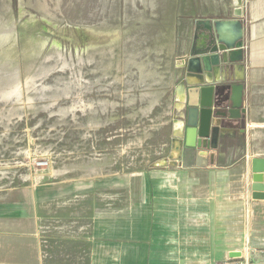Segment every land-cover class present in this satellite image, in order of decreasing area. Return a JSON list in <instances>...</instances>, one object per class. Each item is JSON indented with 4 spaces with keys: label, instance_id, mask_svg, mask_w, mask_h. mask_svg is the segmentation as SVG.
I'll return each instance as SVG.
<instances>
[{
    "label": "rangeland",
    "instance_id": "1",
    "mask_svg": "<svg viewBox=\"0 0 264 264\" xmlns=\"http://www.w3.org/2000/svg\"><path fill=\"white\" fill-rule=\"evenodd\" d=\"M260 1L0 0V264H87L98 230L116 231V210L128 222L157 176L179 168L177 90L188 88L198 21L240 9L246 29L264 19ZM246 124L225 145L241 170L225 264H254L264 246Z\"/></svg>",
    "mask_w": 264,
    "mask_h": 264
},
{
    "label": "crops",
    "instance_id": "2",
    "mask_svg": "<svg viewBox=\"0 0 264 264\" xmlns=\"http://www.w3.org/2000/svg\"><path fill=\"white\" fill-rule=\"evenodd\" d=\"M260 12L255 13L256 18ZM244 17L243 12L235 20ZM203 30L198 25V45L202 42ZM243 31L248 41L241 50L243 54L247 50V58L245 62L229 64L224 90L229 96V86L244 84L246 114L243 117L246 116L247 124L245 131L240 132L245 134V148L252 155L250 162L264 158V85L259 89L255 85L259 80L264 83V19L260 18ZM227 105L225 111L230 108ZM226 113L217 135V147L187 148L183 143L179 168L164 170L157 176L163 179L158 185L154 182V197L146 192V202L131 208L128 222L116 210V231L109 234L106 228H100L93 236L87 264H225L234 257L235 214L241 209L236 203V179L241 177V170L229 168L232 151L226 150L225 145L239 131L243 117L232 119ZM219 123L220 119L212 118V126ZM250 185L248 182L247 194L252 200ZM254 202L264 207V201ZM260 225L264 226V219ZM260 248L262 254L254 264H264V246Z\"/></svg>",
    "mask_w": 264,
    "mask_h": 264
},
{
    "label": "water",
    "instance_id": "3",
    "mask_svg": "<svg viewBox=\"0 0 264 264\" xmlns=\"http://www.w3.org/2000/svg\"><path fill=\"white\" fill-rule=\"evenodd\" d=\"M241 14L242 11L236 9V15L241 16ZM227 23L232 25L231 33L234 37L231 40L220 37V30L225 28ZM197 24L204 28V32L201 34L202 42L195 46L194 58L189 60L187 78L189 75H194L200 82L190 84L186 80L188 88L186 91L184 89L185 101L182 116L184 142L179 139L178 143L180 146L184 143L187 148L215 149L217 135L222 120L227 114L226 111L232 119H241L246 114L243 103L244 84L229 86V96L224 90L229 64L243 61V50H241L244 45L243 24L242 21L235 19L214 22L201 20ZM233 52L236 53V58L233 57ZM193 64L197 66L196 71L191 69ZM216 74L220 77L219 79H216ZM206 78L210 80L207 81ZM227 104H230V108L225 111ZM216 109H220V112L215 111ZM212 118L220 119V123L212 126ZM250 168L251 198L254 201H264V158L252 159Z\"/></svg>",
    "mask_w": 264,
    "mask_h": 264
},
{
    "label": "bare ground",
    "instance_id": "4",
    "mask_svg": "<svg viewBox=\"0 0 264 264\" xmlns=\"http://www.w3.org/2000/svg\"><path fill=\"white\" fill-rule=\"evenodd\" d=\"M226 25L227 26L225 28H223V29L220 30V37L222 39H227L229 35H233L231 33L232 25L230 23H227ZM229 31H230V34H228ZM233 37H234V35H233ZM233 37H232V39H233ZM229 40H231V39H229ZM233 57L234 58L237 57L235 52H233ZM196 68H197L196 64H193L191 66L192 71H196ZM219 78L220 77L216 74V79H219ZM206 79H207V81L210 80L209 78H206ZM187 81L190 84H197L198 82H200L199 79H198V77H195L194 75H189V77L187 78ZM177 99H178V102H179V104H178L179 107H182L183 106V103L185 101V94H184L183 86H181L180 89L178 88V90H177ZM179 107H178V109H179ZM182 132H183V123L182 122H178V121L175 122V124H174V136H175V139H176L175 140V143L178 144L179 138L182 137Z\"/></svg>",
    "mask_w": 264,
    "mask_h": 264
}]
</instances>
